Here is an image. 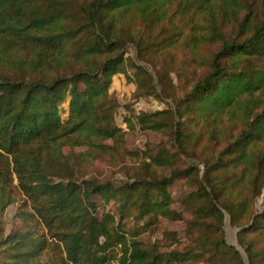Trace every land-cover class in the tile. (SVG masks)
I'll return each instance as SVG.
<instances>
[{
	"label": "trees",
	"instance_id": "16d2710c",
	"mask_svg": "<svg viewBox=\"0 0 264 264\" xmlns=\"http://www.w3.org/2000/svg\"><path fill=\"white\" fill-rule=\"evenodd\" d=\"M116 74L134 98L171 97L124 119L166 140L125 146ZM115 146L138 164L83 175ZM178 179L188 190L174 198ZM13 189L27 229L5 235ZM261 194L264 0H0V264H41L51 243L54 264H264ZM225 215L243 253L225 238ZM161 218L183 221L186 242L166 231L165 247L145 243Z\"/></svg>",
	"mask_w": 264,
	"mask_h": 264
},
{
	"label": "rangeland",
	"instance_id": "374dc122",
	"mask_svg": "<svg viewBox=\"0 0 264 264\" xmlns=\"http://www.w3.org/2000/svg\"><path fill=\"white\" fill-rule=\"evenodd\" d=\"M131 55H134V52L131 50ZM153 77L152 84L154 85L156 92L161 93V86L159 84L158 78L156 76V73L154 70L150 69ZM131 72V71H130ZM174 83L176 84V81L174 80ZM135 90V85L132 81L128 80L123 74H116L112 77V82L110 85V92L115 94L119 101V107L116 112L115 118L116 122L122 126L126 130L125 134V146L131 150H142L146 146H154L157 143H159L162 140H166L162 134L155 131H130L128 128H126V123L124 121L125 117L129 116L132 113H138L141 111H148L153 112L156 110L163 109L167 107L168 105H172L171 97H160L156 95H144L139 98H134L132 95ZM175 94L180 95L181 90L180 88H176ZM66 104L62 106V116L66 117ZM108 145H111L112 142L110 140L107 141ZM169 146V149L171 151H174L173 147L170 146L169 143H167ZM84 150H86L85 147H83ZM69 149L65 148L64 151L67 152ZM108 158L105 159H96L91 164H89L86 168L85 173H83L84 176L90 177V178H100L104 175L112 174V172H117L119 169H125L132 165L138 164V159L130 158L125 152L119 148L116 147L114 150L110 151L108 154ZM182 165L185 164V162H181ZM62 166L59 167V171H61ZM121 176V177H120ZM117 177L120 179L124 178L123 174H117ZM15 192V200L13 203L8 205L2 214L1 217V225L4 230V234H10L12 231H18V230H26L27 228H24V224L22 220L19 218V209L22 207V205L25 202V198L23 194L18 189H13ZM169 190L174 198L180 197L182 191L188 190L183 185V180L178 179L173 182L171 186H169ZM181 200V198H180ZM96 202L99 204L98 214H101L103 211V205L102 201L97 197ZM264 206V195L261 194L256 199V208L258 210L262 209ZM176 210L179 212H183L184 206L181 203V201L176 202L173 206ZM24 208L28 209L26 206ZM105 210H110L112 212H115L114 206L112 204L105 207ZM185 218L189 217L188 212H184ZM225 223L223 226V231L226 240L235 246H237L238 249L240 247L237 244L236 239V232L237 229L229 224L228 218L225 215ZM133 224L129 223V228H133ZM33 230L36 231L37 235L41 234L44 230L41 226L36 225ZM166 231H174L177 235V237H180V239L183 242H186L185 240V223L183 221H174L170 222L164 218H161L160 221L153 226H150L146 228L143 233L140 235V238L145 243H151V242H157L163 245L165 247L168 244V239L166 236ZM182 246V244H181ZM54 247L53 243L49 245V247L44 250V252L41 254V264H54L53 258L55 257V254H53L52 249ZM243 253V250L240 249ZM244 260L247 262L245 255ZM113 261L112 263H114ZM111 264V263H110ZM188 264H212L209 261H197L189 262Z\"/></svg>",
	"mask_w": 264,
	"mask_h": 264
},
{
	"label": "built area",
	"instance_id": "2783aa9c",
	"mask_svg": "<svg viewBox=\"0 0 264 264\" xmlns=\"http://www.w3.org/2000/svg\"><path fill=\"white\" fill-rule=\"evenodd\" d=\"M111 264H119L118 262H114V263H111Z\"/></svg>",
	"mask_w": 264,
	"mask_h": 264
}]
</instances>
